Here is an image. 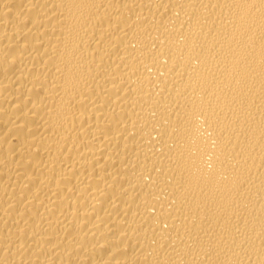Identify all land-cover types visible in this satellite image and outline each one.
<instances>
[{
    "label": "bare ground",
    "instance_id": "obj_1",
    "mask_svg": "<svg viewBox=\"0 0 264 264\" xmlns=\"http://www.w3.org/2000/svg\"><path fill=\"white\" fill-rule=\"evenodd\" d=\"M0 264H264V0H0Z\"/></svg>",
    "mask_w": 264,
    "mask_h": 264
}]
</instances>
